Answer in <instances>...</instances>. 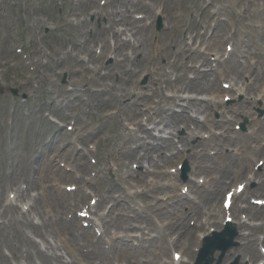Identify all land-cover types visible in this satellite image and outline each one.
<instances>
[{"label":"rangeland","instance_id":"1","mask_svg":"<svg viewBox=\"0 0 264 264\" xmlns=\"http://www.w3.org/2000/svg\"><path fill=\"white\" fill-rule=\"evenodd\" d=\"M102 1L17 0V4H14V0H0V264H85L78 255L80 245H85L88 250H92L87 255L86 264H129L127 258L123 257L125 253L114 248H102L103 240H96V231L84 227L89 223L88 220H77L74 217V211H78V208L84 204L90 207L95 206L92 205V202H96V200H92L95 196L91 193V190L82 186V180L90 178L91 173L98 171L109 158L107 152H96V139L86 140L85 136L90 129L100 127L103 128L101 138L114 136L113 130L120 129L117 121L120 120L121 116L129 119L136 118L139 115L137 109L134 110V107L128 106L134 99L128 93V84L131 81H136L137 88L148 85L153 82V80H150V73L157 68L159 69L155 71V74L151 73L153 78L162 79L163 76H166V67L149 63L154 60L152 53L155 48L153 44H161V47L171 46V48H177L183 34L170 30L165 37L159 40L158 36L165 33V30L157 32L155 27L152 26L158 17L155 8L149 7L150 10L145 11L152 23L150 27L143 28L138 22H135V24L129 23L131 19L128 15H132L134 9L137 8V0H117L116 3L106 7L100 6ZM140 1L143 5L147 2L146 0ZM91 5L93 6L90 7ZM87 6L91 8L90 13L83 16L82 12ZM115 10L119 11L123 17L125 16L128 21L122 27L124 28L122 38L128 37L135 46V49H132L127 41L118 37L116 42L121 46L119 51L116 52V58H114V53L109 54L114 46L111 32L116 27H112L110 30H101L108 27L109 16H105L104 11L109 14L110 11ZM166 11L170 15L173 13L171 7L167 8ZM253 12L261 20L264 27V0L256 2ZM162 19H164L163 16ZM207 19L208 14L205 13L202 21H207ZM222 19L232 23L233 17L232 15H224ZM85 21H87L86 25L78 24ZM248 22L257 24L256 19H250ZM196 23H198V18L193 21L191 16L184 17L183 26L189 30L188 33L192 36H195L198 32L195 31ZM217 33V36L221 33H224L225 37L231 35L228 27L221 28ZM248 33L249 37L244 44V50L252 46L253 43L264 45V39L260 38L264 34V28L259 31L249 29ZM208 34H210L209 31L206 32V35ZM213 42L215 41L213 40ZM76 43L78 49L75 50L73 45ZM196 43L198 44V40H196ZM227 43L233 44L234 58H236L241 50L240 41L235 37ZM101 45H105V48H101ZM19 49L23 50L22 54L17 53ZM214 49H216L215 46L211 48L210 52ZM168 52L175 55L172 49H169ZM89 54L92 55L91 61L89 60ZM26 57L29 58L26 59ZM124 57L127 59L120 66L118 62L123 60ZM81 58L83 65L79 63ZM29 61L30 66L27 65ZM96 67L107 69V71L102 70V73L107 72L111 77H108L109 79L106 81H99L100 86L89 88L88 93V82L93 78ZM186 67L187 65L184 66V68ZM206 69L209 70L210 66H207ZM125 70L128 72L125 73ZM32 72H34V78L31 77ZM221 75L222 72L219 71L215 73V76L206 74V78L201 81H189L194 76L187 73L188 80L185 82L189 81V85L192 86L193 90L197 88L204 89L209 86L206 89L207 93L201 94L202 100L207 101L206 97L212 95L216 87L221 88L222 83L233 85L230 78H225L231 76L232 73H224L223 76L225 77ZM169 80L175 82V76H170ZM237 81L238 86H241L242 80L239 78ZM111 85L113 88L110 87ZM165 86L166 84L162 83V89H165ZM10 89H17L20 96H12ZM94 89L104 93H98ZM235 89H239V87H235ZM261 90L262 86L259 87V91ZM224 93L226 94H221L222 97L225 95L229 98L235 97L231 104H224V108L220 110L215 105L204 102L205 104H202L200 112L204 115L209 113L212 121H221L223 115L221 113L224 109V114H227L228 108L234 110L237 105L245 100L250 101L245 95L240 99L235 92L225 91ZM75 94L83 95V104L80 102V97L75 99ZM22 95H24L23 98ZM107 96H110V100L105 99ZM154 96L150 99V103L153 105L160 100L159 94ZM51 98L61 102V106L54 103L49 105V99ZM129 98H132V100L130 101ZM262 102L256 101L254 103V107L252 106L250 111L253 113L251 117L245 114L234 118L231 115L227 116L226 119L232 120L230 129H226L227 133L230 137H242V139L235 143L226 144V154L220 156L233 158L217 160L226 167V172L218 173L226 183L222 189L214 192V202L221 207L220 203L224 191H234L238 185L243 184L244 191L240 194L241 196L235 199V209L245 204L256 210L260 209V211L251 210L249 212L256 217L249 221V224L255 228L264 223V208H256L257 205L252 199L260 197L259 194H254L258 181L256 180L255 183L253 181L246 182V173L252 171L253 160L263 159L262 157H264L257 152H253V148L261 147L264 153V135L260 136L261 141L256 146L252 144L248 150H236V152H241L240 156H237L234 151L238 147L245 146L244 140H247V138L244 139L243 137H246L254 128L251 120L264 119V104ZM107 107L113 109H106ZM104 110L107 111L100 113ZM113 114H118L113 122L104 121V116ZM158 115H160L159 112ZM190 115L201 121L204 117L193 112H190ZM162 117L165 118L167 115L164 114ZM178 119L181 120V118ZM141 120L145 122V117ZM242 123H245V131L238 128L239 124ZM145 124L148 128L152 127L149 122H145ZM69 128L72 129L69 130ZM204 132L194 133L197 136L191 138L194 140L190 141V139L186 147L197 150L201 147H211L213 144L210 142L211 139L201 140V136L205 135ZM221 132V129L216 128L215 133L220 134ZM187 133L186 130L180 127L174 133V143H177L178 139L184 137ZM157 134L158 132L155 131L154 136L156 137ZM70 142L74 145L65 150V153L69 152L68 155L56 158L60 166L64 165L61 168L65 172V177L59 174L55 178L60 180L62 187L75 184L87 194L90 193L91 198L87 201H77V194L68 196L63 191L51 192L50 188L47 189L46 193L43 191L44 183L48 184L50 179L49 174L46 175L45 172L46 163L49 162L57 168L51 158H55V151L59 147ZM112 142L115 144L116 138ZM199 142H204V144L199 146ZM110 145L111 143L108 145L102 140L98 147L102 148ZM176 146L175 151L167 146L164 150L165 155L169 157L177 150L183 153L184 149L181 144L178 143ZM78 152L83 154L86 159H82L76 164L74 161H77L78 158L72 157V155ZM186 152L187 150L184 153ZM183 159H186V157H176L174 155L163 164L168 163V166H165L166 170H175ZM260 167L255 166L254 170L260 171L264 168V166ZM69 169L72 172H68ZM138 169V172H140L142 167L139 166ZM192 170L191 165L189 181L190 179L195 180L192 176ZM69 174L76 176L77 181L74 182L72 178H69ZM99 176L102 180V185L97 187L99 189H104V183L109 188L116 178V174L111 172L108 167ZM176 176L177 174L172 175V179ZM213 176L216 177L217 174L213 173ZM175 180L178 185H182L178 178ZM209 186L207 184L206 187ZM262 191L263 196L261 197L264 199V185ZM14 194L15 199L10 200L9 195ZM100 194L104 195V192ZM197 195V200L203 201L202 197L199 198L200 193ZM190 196L194 198L193 194ZM95 199L97 198L95 197ZM74 202L76 204L72 206ZM64 203L68 206L67 208H65ZM107 203L98 204L100 210L98 214L107 212V209L111 206ZM213 207L214 203H212V209ZM233 211L235 210H231L232 213ZM245 215L247 216L246 211ZM91 218H94L96 222L97 231H106L104 240L108 242V238L111 236L110 230L115 222L114 216H111V223L107 221L99 222L97 217L91 216ZM222 219L223 213L219 218H212L210 225L205 229L207 230L208 227L220 229ZM202 231V229H199L197 237L201 234L199 232ZM241 233L245 232L241 231ZM69 234H73L74 238H69ZM252 234L254 241L250 242L247 251H244L247 258L241 261L240 249L243 242L239 237V245L225 254L222 264H229L237 257L239 258V264L263 263L264 260L259 247L261 245L260 241L264 238V228L253 230ZM172 236L177 237L176 234ZM193 240L191 239L190 242L191 247L188 246V243L185 245L188 247V251L192 252L191 261L194 259L195 249L198 247H194ZM249 257L253 258L251 263L247 262ZM133 260L135 264H143L139 261L135 262V259Z\"/></svg>","mask_w":264,"mask_h":264},{"label":"bare ground","instance_id":"2","mask_svg":"<svg viewBox=\"0 0 264 264\" xmlns=\"http://www.w3.org/2000/svg\"><path fill=\"white\" fill-rule=\"evenodd\" d=\"M112 2H117V0H111ZM210 2H206V1H201L197 6L195 5L194 7H190V6H187L186 7V10H193L194 12H200L204 9H209L210 10ZM133 8V6H131ZM89 10V7L87 6L84 10H83V14L87 13ZM160 10L161 11H164V8L160 7ZM135 11V9H134ZM224 11L223 8H219L217 9L216 11L212 12L210 15L211 17H216L215 18V21H219V16L221 15V13ZM240 14V13H239ZM110 18H112V22L111 24L115 26H120V27H123L126 23H128L127 19L125 17H123L122 15H115V13L113 12L111 15H110ZM132 18V17H131ZM140 19V18H138ZM132 23H134L133 21H131ZM139 24H141V22H138ZM78 24H84L86 25L87 22H82V23H78ZM122 30V28H121ZM118 32L119 31H115V32H112V37L117 40L119 35H118ZM192 45V44H191ZM78 45H76L75 48H77ZM119 46H115L114 48V52H116L118 50ZM255 53L256 52H249V56L250 57H254L255 56ZM187 58H189L188 60H198V58H194L192 57V55L188 56ZM231 70L228 69V70H225L224 72H229ZM99 75V78H102L104 75H101L99 72L97 73ZM216 92H220V89L216 88L215 90ZM262 98L264 99V94L262 95ZM52 102H54L53 99H51ZM242 109V107H239L238 110ZM232 112V111H231ZM230 112V113H231ZM157 118V122L155 123L154 119H151L150 121L151 122H154L157 125H164V127L166 128H171V126H175L173 125V121H166L164 118H161V117H156ZM181 118L184 120V122H192L194 121V119L190 118L189 115L187 114H182L181 115ZM207 121V120H206ZM132 125L135 126V124L133 123ZM187 126V125H185ZM264 129V124H260L258 126V130L261 132L262 130ZM128 130V128H127ZM136 132L138 133H144L143 136H136V135H129L126 137L124 143H132V144H135L136 147L133 149V148H130L127 152H124L121 156H123L124 154L128 153V154H131L133 153L134 151H137L136 152V157H123L125 158L126 160H128L129 158H131L132 160H138V161H141V163H147V169L140 173L138 177H141L143 176L144 174L146 175H155V169L157 168V162H156V159L160 160V158L162 157L161 155V148H159L157 145H154L155 143H157V141L159 139H155L153 136H152V133L150 130H147L145 125L143 123H138V127H137V130ZM170 134V132H168ZM252 143H258L259 141L255 138V137H252ZM225 142V141H223ZM122 148L123 146L120 145L117 147V153L118 155L122 152ZM216 155H219V151H217L214 156ZM201 157H203V155L201 154ZM79 159L81 157H78ZM122 158V157H121ZM115 165V164H114ZM200 169L204 168L202 165L199 167ZM58 169L55 168L53 165L46 163V166H45V172H46V175L49 174L50 176L55 172L57 171ZM211 171H214L215 172V169L214 168H210V167H205V170L203 172V175H205L206 173H210ZM61 173V172H60ZM217 173V172H216ZM170 176V175H169ZM199 176H202V175H199ZM134 176L133 175H128L126 178H124L125 182L128 183V180L132 179ZM199 178V177H198ZM216 179V178H215ZM215 179L213 180V182L215 181ZM143 180V179H142ZM122 190L121 192V195L123 197H127L128 200L127 201H124V200H119L117 201L116 204H113L109 210L110 214H113L114 211L116 209H123V210H126L128 209L129 211L133 212V213H137V216H136V219H142V214H141V208L140 207H137L136 205H134V202L130 200V197L133 198V199H142V202L145 204L146 202H148V199L149 197L146 195V192L144 191V189L141 190L140 193H137L135 192L133 194V196H129L128 194H126L125 190L123 189V187H121L120 185H118ZM133 187V186H132ZM196 188V187H195ZM196 191H200L199 188H196ZM165 192L169 193V194H172L173 192L169 190V185H167L165 187ZM110 192H108L109 194ZM157 193V192H156ZM155 193V194H156ZM107 199V196L104 195L102 197V201L103 200H106ZM173 196H168L165 200H168L170 202V205H174L176 204V206L173 208V212L172 213H167V212H162L161 213V217H167V221L164 223H161L163 224V226H170L171 229H176L177 231H181V230H186V234H189L191 232V230L189 228H186L187 227V223H184V220L185 219H190L192 218V216H195V211L198 210V205H190L191 202L189 201H186L183 206L182 205H178V201H174L173 200ZM206 199H209V196L206 197ZM52 201V199H50ZM116 200V199H115ZM53 203H55L54 201H52ZM124 202L125 206H123L121 203ZM56 204V203H55ZM181 206L183 207V209H181ZM67 208V207H65ZM166 208L164 206H158L157 210L156 211H163L165 210ZM220 212V210L218 211V213ZM130 219L127 218L125 220L126 223H130ZM245 228V227H249V225L246 223V222H239V225H238V229L240 228ZM133 229H137L140 231V228H132V227H128L127 230H133ZM241 230V229H240ZM120 238V239H119ZM156 237H152L150 238L151 239H154ZM249 238V234H246L245 236H243V239L244 240H248ZM120 240L121 242L123 241L127 247H129V245L131 244L132 242V239H125L123 240L122 237H116L114 238V241H118ZM143 240H147V238H143ZM149 243L152 244V241H149ZM244 251V249H243ZM176 252L173 253V256ZM166 254V253H165ZM79 256L83 259L84 257L79 254ZM150 257H153L156 261L159 260V256H155V253L154 251H150V252H147V253H141V254H129L126 258H127V261L129 262V264H135L134 263V260L135 259V262L136 261H139L141 262L140 258L142 260H147L145 262H141V263H144V264H156V262L154 260H148ZM179 264H182V261L179 262Z\"/></svg>","mask_w":264,"mask_h":264}]
</instances>
